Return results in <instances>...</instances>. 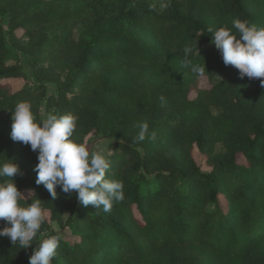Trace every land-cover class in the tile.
<instances>
[{
  "label": "trees",
  "instance_id": "16d2710c",
  "mask_svg": "<svg viewBox=\"0 0 264 264\" xmlns=\"http://www.w3.org/2000/svg\"><path fill=\"white\" fill-rule=\"evenodd\" d=\"M234 18L264 27V0H0V163L19 165L20 204L40 200L46 214L28 248L0 237V264H29L52 235L51 264H264V87L226 66L207 32ZM7 39L32 79L7 64ZM19 101L38 122L43 104L74 114L77 143L110 139L106 178L124 199L104 212L37 185L38 153L10 136ZM143 121L155 139L135 140Z\"/></svg>",
  "mask_w": 264,
  "mask_h": 264
},
{
  "label": "clouds",
  "instance_id": "9594fccd",
  "mask_svg": "<svg viewBox=\"0 0 264 264\" xmlns=\"http://www.w3.org/2000/svg\"><path fill=\"white\" fill-rule=\"evenodd\" d=\"M207 32L211 33V41L226 66L238 69L241 78L260 79L264 87V27L234 18L231 28L209 26ZM183 51L185 66L201 75L204 68L192 65L189 60L191 47L186 46ZM165 99L161 95L160 100L165 102ZM11 111V139L30 145L31 150L38 153L35 183L43 184L53 199L58 186L64 193L75 192L84 207L91 205L104 212L111 211L114 203L124 199L123 182L106 178L110 166L106 155L91 151L89 145L73 139L78 117L72 113H50L38 122L26 101L17 102ZM137 126L136 141L155 139L156 133L149 132L147 121ZM19 172V165L13 159L0 163V220L6 222L0 227V237H8L13 245L18 243L20 248H28L37 241L46 214L40 200H33L27 206L20 204L23 193L12 179ZM60 239L58 235L39 239L29 264H51Z\"/></svg>",
  "mask_w": 264,
  "mask_h": 264
},
{
  "label": "rangeland",
  "instance_id": "374dc122",
  "mask_svg": "<svg viewBox=\"0 0 264 264\" xmlns=\"http://www.w3.org/2000/svg\"><path fill=\"white\" fill-rule=\"evenodd\" d=\"M8 19H9L8 15L3 16V25L5 28H8V26H7ZM79 30L80 29L77 26V28L75 30V36L78 35ZM6 43L8 46V51L6 54L7 64H13V63L18 61L19 63H21V65L23 67V71L26 74V76L29 77L30 79H32L29 64L27 62L26 56L21 51H18L15 48H13V46L10 44V41L8 39L6 40ZM8 82L10 83L12 89L16 90L22 86V84L24 83V80L22 78H17V79H10V80H8ZM30 85H33V80H30ZM52 88H53V85L51 83H48L47 84V92L51 91ZM50 113H52V111L47 110L45 108L44 104L40 107L41 119L45 118ZM85 144L90 146L91 151H97V152L103 153L105 155L110 154L112 151L111 146H110V144H111L110 139H102L100 137H90L85 142ZM220 150H222V145L218 144L217 145V151H220ZM196 158H197V160L199 159L198 156H196ZM54 227L57 230L59 229V226L55 223H54ZM62 235L66 240H73L74 236H75V231H74L72 226H66L62 231Z\"/></svg>",
  "mask_w": 264,
  "mask_h": 264
}]
</instances>
